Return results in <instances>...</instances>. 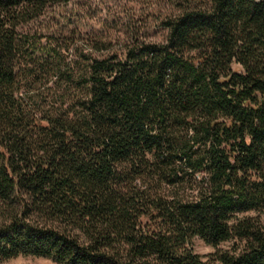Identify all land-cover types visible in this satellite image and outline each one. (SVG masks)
<instances>
[{
	"label": "trees",
	"instance_id": "1",
	"mask_svg": "<svg viewBox=\"0 0 264 264\" xmlns=\"http://www.w3.org/2000/svg\"><path fill=\"white\" fill-rule=\"evenodd\" d=\"M70 2L0 0V264H264V0L87 52L28 28Z\"/></svg>",
	"mask_w": 264,
	"mask_h": 264
},
{
	"label": "rangeland",
	"instance_id": "2",
	"mask_svg": "<svg viewBox=\"0 0 264 264\" xmlns=\"http://www.w3.org/2000/svg\"><path fill=\"white\" fill-rule=\"evenodd\" d=\"M161 11L160 4L157 5L155 0H71L67 5L49 8L44 17L28 25V28L40 27L47 38L62 46L75 41L79 49L87 52L90 49L89 39L95 36L111 43L113 50L119 51L128 42V35L134 28H140L153 40H163L166 32L156 22ZM74 52L70 46L69 50H63V56L71 60ZM234 68L240 70L239 66ZM4 221L5 217L0 214V227ZM230 245L231 243H223L221 247L228 248ZM194 249L201 255L214 251L212 246L199 238L194 240ZM2 264L57 263L49 258L19 256Z\"/></svg>",
	"mask_w": 264,
	"mask_h": 264
}]
</instances>
